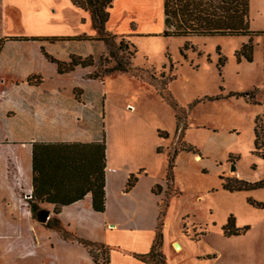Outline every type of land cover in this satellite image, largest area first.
Masks as SVG:
<instances>
[{"label": "crops", "instance_id": "1", "mask_svg": "<svg viewBox=\"0 0 264 264\" xmlns=\"http://www.w3.org/2000/svg\"><path fill=\"white\" fill-rule=\"evenodd\" d=\"M96 35L90 13L71 0H0V68L6 73L0 87L10 98L0 119V216L12 222L0 227V264H101L48 222L37 223L19 211L18 199L29 190L31 204L49 210L50 220H59L69 234L109 247L107 264L120 254L121 239H131L128 253L122 251L129 258L126 263H143L132 254H147L152 248L164 196L153 189L163 186L166 175L161 174L160 181L156 172L164 156L158 153L159 128L136 117L132 101L112 107L107 95L112 81L133 87L134 80L121 75L99 84L86 79L90 68L82 67L60 75L45 56L65 62L72 55L92 56L95 46L105 47L104 42L67 39ZM51 37L66 40H31ZM34 77L40 82H29ZM77 88L86 92L84 97L90 92L88 99L77 98ZM179 155L203 162V157L196 161L187 152ZM261 174L249 181H260L264 169ZM132 175L138 180L126 191ZM102 180L104 211L99 212L93 200ZM233 194L264 202L263 189Z\"/></svg>", "mask_w": 264, "mask_h": 264}, {"label": "rangeland", "instance_id": "2", "mask_svg": "<svg viewBox=\"0 0 264 264\" xmlns=\"http://www.w3.org/2000/svg\"><path fill=\"white\" fill-rule=\"evenodd\" d=\"M136 2L143 5L139 7ZM163 2L119 0L107 27L117 35L116 50L121 41L129 45L118 54L129 58L134 71L113 74L103 80L91 79V74H101L115 65L106 45L97 44L92 53L94 65L88 67L85 78L99 84L121 75L134 80L133 87L122 80L108 85L107 95L112 107H122L132 101L137 106L135 116L151 126L157 125L158 136L162 133L159 151L164 156L159 158L156 172L159 177L166 172L163 186L157 191L164 193L160 207L168 204L161 247L167 264H264V213L249 206L245 194L224 191L220 179H234L236 174L247 181L262 177L263 37L253 39L252 63L244 59L238 63L236 59L237 51L248 42V37L164 38L161 36ZM249 2L250 29L264 31V0ZM186 45L188 48L184 49ZM5 74L0 68V80ZM45 74L46 78L50 77V72ZM31 82H40V78L34 77ZM84 93L82 88L75 90L77 98L88 99L90 92L87 97ZM241 94L246 95L232 96ZM9 100L0 87V119ZM257 117L259 151L256 156ZM184 145L194 147L200 155L190 154L196 156V161L203 157V162L179 155ZM175 151L178 153L174 156ZM173 157L174 180L167 182L166 169ZM233 165L235 171L231 170ZM159 179L163 181L162 177ZM33 206L31 204L30 208L36 221ZM231 216L236 228L249 226L250 230L243 236L225 237L222 228ZM237 220L243 225L239 226ZM10 223L8 218L2 220L0 216V227ZM176 242L183 246L180 253L173 245ZM131 246V239H121V252L112 264H143L132 260L126 263L129 258L122 251L127 252Z\"/></svg>", "mask_w": 264, "mask_h": 264}, {"label": "trees", "instance_id": "3", "mask_svg": "<svg viewBox=\"0 0 264 264\" xmlns=\"http://www.w3.org/2000/svg\"><path fill=\"white\" fill-rule=\"evenodd\" d=\"M72 3L90 13L92 19V26L96 30L97 35L95 38H89L85 36H78L74 38H68L67 40H96L104 42L106 45L109 55L114 60L115 65L110 68H106L103 73H93L90 75L91 79L103 80L104 78L113 74H132L134 69L130 63L129 58L118 54V51H126L128 44L121 41L119 48L116 50L114 47V39L117 35L111 33L106 29V24L110 18V9H112L113 3L116 0H71ZM163 14H164V31L161 36L164 38H187V37H248L249 40L244 44L239 51L236 53V59L238 63L242 59L248 63L253 62L254 46L253 39L255 37H263V63H264V31H253L250 29V2L249 0H164L163 2ZM15 39H19L16 38ZM28 40V38H24ZM31 40H48L51 42L66 40L60 37H51L46 39L32 38ZM3 46V41H0V51ZM187 45L184 49H187ZM135 53V51H134ZM132 55V54H131ZM46 58L49 62L57 65L58 74H67L74 71L77 67L88 68L94 65V59L92 56L81 57L72 55L70 60L59 61L54 57L45 53ZM264 68V67H263ZM32 79H29L31 82ZM246 94L232 95L236 97H243ZM252 104H259L256 101H252ZM256 118L255 133V155L259 151V135ZM160 137L162 133L160 132ZM180 151L198 154L200 153L191 145H184ZM158 153H160L158 148ZM178 153L175 151L174 156ZM258 155V154H257ZM256 155V156H257ZM264 161V155L260 156ZM174 157L170 159L167 169V182H173L174 180V168L175 162ZM222 180V189L230 192H247L255 190H264V175L260 181L250 182L238 178H227L220 177ZM138 178L132 175L127 184L126 191H130L136 184ZM99 193L94 192L93 207L96 211H104V182L100 183ZM157 189H161L160 185H156L153 189L155 194H159ZM34 200V197H33ZM32 200V201H33ZM248 203L259 210L264 211V202H258L252 198L248 199ZM168 204L165 203L163 208L160 207V213L158 218V225L156 228V236L153 241L152 248L147 254H132L137 260L148 263V264H167L166 258L161 251L163 244V233L162 228L164 226L163 218L166 214ZM34 213H37L39 208L34 205L32 207ZM57 213V212H56ZM47 226L58 231L65 240H73L83 245L95 263L107 264L110 248L103 244L94 243L88 240L80 239L72 234H69L61 222L57 219H51L48 221ZM224 236L239 237L245 235L250 227L238 229L235 225V219L231 216L228 219L227 224L222 228Z\"/></svg>", "mask_w": 264, "mask_h": 264}, {"label": "built area", "instance_id": "4", "mask_svg": "<svg viewBox=\"0 0 264 264\" xmlns=\"http://www.w3.org/2000/svg\"><path fill=\"white\" fill-rule=\"evenodd\" d=\"M33 200V191L29 190L20 196L18 199L19 211H22L24 214L31 216V202Z\"/></svg>", "mask_w": 264, "mask_h": 264}, {"label": "water", "instance_id": "5", "mask_svg": "<svg viewBox=\"0 0 264 264\" xmlns=\"http://www.w3.org/2000/svg\"><path fill=\"white\" fill-rule=\"evenodd\" d=\"M232 171L236 170L235 165L232 166L231 168ZM36 221L40 224H45L50 220L51 217V212L47 209H39L36 213ZM175 248L179 249L180 245L178 243L175 244Z\"/></svg>", "mask_w": 264, "mask_h": 264}, {"label": "bare ground", "instance_id": "6", "mask_svg": "<svg viewBox=\"0 0 264 264\" xmlns=\"http://www.w3.org/2000/svg\"><path fill=\"white\" fill-rule=\"evenodd\" d=\"M177 243L180 245V248L179 249H176V252L180 253L183 250V246L179 242H177ZM175 244L176 243H174L173 245L175 246Z\"/></svg>", "mask_w": 264, "mask_h": 264}]
</instances>
